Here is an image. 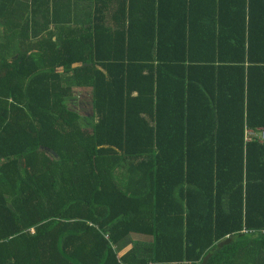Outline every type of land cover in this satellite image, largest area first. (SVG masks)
Segmentation results:
<instances>
[{
    "label": "trees",
    "instance_id": "16d2710c",
    "mask_svg": "<svg viewBox=\"0 0 264 264\" xmlns=\"http://www.w3.org/2000/svg\"><path fill=\"white\" fill-rule=\"evenodd\" d=\"M81 1L0 0V264H264V0Z\"/></svg>",
    "mask_w": 264,
    "mask_h": 264
},
{
    "label": "crops",
    "instance_id": "0c3cea01",
    "mask_svg": "<svg viewBox=\"0 0 264 264\" xmlns=\"http://www.w3.org/2000/svg\"><path fill=\"white\" fill-rule=\"evenodd\" d=\"M19 1H22V0H16V2H17L18 5L20 4ZM25 1H29V0H25ZM83 4L86 5V4H89V3H88V1H86V3H85V2H82V1L80 0V7H83V6H84ZM82 14H83V12H82ZM51 29H53V25H50V26L48 27V31L51 30ZM0 31H2V28H0ZM246 131H248V130H245L244 135H245ZM259 131H260V130H259ZM261 131H262V130H261ZM262 141H263V140H262ZM262 141L259 140V142H262ZM245 142H248V141L246 140V136H245ZM0 178H3V176L0 175ZM31 232H32V231H31ZM32 233H33V232H32ZM252 233H253V232H248V231H246V230H242V231L240 232V234H242V235H248V234H252ZM261 233L264 234L263 231H262ZM132 236H135L136 238L133 239ZM132 236H131V238H130V241H131L132 243H133V242H135V243H140V242H146V243H147V242H150V238H146V237H142V236H138V235H132ZM228 239H229L228 237L224 238V240H228ZM132 243L122 246L121 249L118 251V255H117V257H118V258H121V257H123L125 254H127V253L132 249ZM216 244H217V243L214 242V245H213L214 248L217 247ZM218 246H219V245H218ZM126 249H127V250H126ZM263 256H264V244L261 246V249H260V258H263ZM183 263L185 264V262H183ZM243 264H246V263L243 262Z\"/></svg>",
    "mask_w": 264,
    "mask_h": 264
},
{
    "label": "rangeland",
    "instance_id": "374dc122",
    "mask_svg": "<svg viewBox=\"0 0 264 264\" xmlns=\"http://www.w3.org/2000/svg\"><path fill=\"white\" fill-rule=\"evenodd\" d=\"M81 95L82 94L77 95L76 100L73 102H69V105L76 106L75 109L80 112L81 119L86 120L85 116H88V113H89V110H88L89 109V98L85 96H81ZM132 238L135 239L136 237L132 236Z\"/></svg>",
    "mask_w": 264,
    "mask_h": 264
},
{
    "label": "built area",
    "instance_id": "2783aa9c",
    "mask_svg": "<svg viewBox=\"0 0 264 264\" xmlns=\"http://www.w3.org/2000/svg\"><path fill=\"white\" fill-rule=\"evenodd\" d=\"M245 136L247 141H251L253 138L262 141L264 139V132L261 130L260 131L258 130L256 132L248 130L246 131Z\"/></svg>",
    "mask_w": 264,
    "mask_h": 264
}]
</instances>
